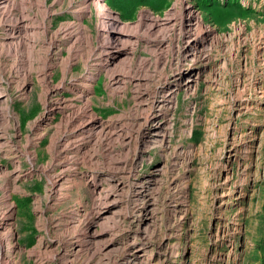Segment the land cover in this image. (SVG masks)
<instances>
[{
    "label": "rangeland",
    "instance_id": "obj_1",
    "mask_svg": "<svg viewBox=\"0 0 264 264\" xmlns=\"http://www.w3.org/2000/svg\"><path fill=\"white\" fill-rule=\"evenodd\" d=\"M84 1L58 4L49 29L74 20L71 6ZM103 1L126 24L129 49L111 70H99L89 59L91 47L103 40L92 5L82 18L87 39L67 67L64 59H51V66L43 67L46 54L40 32L31 36L37 40L34 55L27 46L15 55L0 52L1 163L9 170L3 178L9 179L8 202L13 207L10 253L15 264H264V95L258 82L264 58L254 56L252 49L257 31L264 30V0ZM188 3L201 19L202 34L186 45L208 50L204 65L192 54H182L187 35L163 29V47H157L154 35L139 26L144 13H182ZM34 13L41 17L40 10ZM240 27L249 38V53L236 55ZM68 55L60 51L61 58ZM22 58L27 61L24 69L18 67ZM244 64L246 96L255 98L246 111L234 101V80ZM176 65H195L199 72H190L189 79L195 80L188 87L183 79L180 88H166L165 93L175 87L176 98L167 107L163 135L143 139L130 121L149 103V93H139L151 91ZM112 74L120 82L113 83ZM79 75L94 76L88 95L94 116L105 123H123L131 131L130 141L103 133L90 140L76 134L66 146L83 142L84 149L68 150L58 158L55 154L65 147L54 148L53 140L71 129L61 124L60 111L46 113L47 89ZM135 77L143 79L138 87L131 82ZM60 95L73 99L68 89ZM241 132L248 135L245 147L251 145L250 151L245 156L230 154ZM6 141L18 150L15 161L8 157L12 150ZM29 141H37L31 158L24 153ZM61 160L67 162L66 178L59 193H52L48 177L57 172ZM95 174L103 178L100 193L89 183ZM89 233L95 237L90 239Z\"/></svg>",
    "mask_w": 264,
    "mask_h": 264
},
{
    "label": "bare ground",
    "instance_id": "obj_2",
    "mask_svg": "<svg viewBox=\"0 0 264 264\" xmlns=\"http://www.w3.org/2000/svg\"><path fill=\"white\" fill-rule=\"evenodd\" d=\"M63 1L64 0H52V2L48 3L47 0H0V52H3L4 55H15L19 51H21V49L25 52L23 48L27 46L30 48L28 51L31 53V55H34L35 54L34 49H35V45H37V40L33 39L31 36L33 35L34 37L35 34L40 32L44 36L43 45L45 47V54H46L43 67L47 68L51 64L49 63L51 59L54 61L57 59H64L65 67H67V65H70L71 60L73 59L72 56L75 54V51L76 54H78V51L81 48L80 46L83 40L87 39V31L85 25L83 24L82 18L86 15L85 13L87 11L91 10V5H92L98 16V24H97L98 34L103 40L102 42L99 43V45L91 47L90 53L92 55L89 59L93 60V64H96L99 70L113 69L116 62L123 57V54H125L127 50H129L128 46L126 48L125 45L126 24L121 23L118 20V18L111 13V10L107 7V5L103 0H91V1L85 0L79 5L71 6L72 11L75 13L74 20H69L66 23L62 22L63 24H61L56 30L52 31L49 29L51 15L54 14L53 11L55 10L56 6L58 4L63 3ZM71 2L72 1H70V3ZM35 10H40L42 12L40 18H37L36 13H34ZM140 25L141 26L143 25L148 33L154 35L152 41L155 43L157 47H163V29L166 28L172 29L173 31H179L181 35L182 34L185 36L187 35L186 36L187 39L185 40V44H184L185 47L182 50V54L184 55V57L188 56V54H192L191 57H193L201 65L202 64L204 65L207 62L206 61L207 59L209 61L210 53H208V50L204 51L201 48L193 50L191 46L186 45L188 44L189 41L191 42L194 39H196L200 35L202 30L201 19L197 15V13H195V10L192 8V6L189 3L184 7V11L182 13H178L175 9H172L169 12H167L164 17H158L152 14L144 13L142 14V18L139 21V26ZM256 36L257 37H255V40H257V43L253 44L254 45L252 48L253 55L256 57L263 56L264 58V30L260 29L259 31H257ZM248 44H249V38L247 37L246 33H244L243 29L240 27L239 36L237 37L235 43V49H234L235 54L238 55V53L239 52L242 53V51L248 52L249 50L247 49ZM54 48L56 49L53 52H49L51 49ZM63 49L67 50V53L69 54L66 58L60 57V51ZM29 57L30 56L28 55V58ZM239 60L240 59H238L237 61L239 62ZM60 61L62 62V60ZM20 62L21 63L18 65V67L23 69L26 68L25 67V62L27 63L26 59L22 58ZM246 67L245 64H244V69H242L241 66L239 67L234 80L235 104L237 105V107H239V109L245 111L253 108L254 105L253 100L255 99L246 96L245 91L247 89V86H249L248 85L249 83L247 82L245 83L244 78L241 77L242 75H244L243 72H245ZM258 67H260V69L262 70L260 74L261 80L258 82L261 83L260 86L261 89L259 88L260 89L259 92L261 93V96H263L264 95V85H263L264 60L259 63ZM198 69H199L198 66L195 65L194 66L191 65L184 69L183 67L176 65L175 69L172 71L170 75L165 74L160 76L159 79L160 82H158L152 88L151 91H148L147 93L145 92L139 93V97L148 95V93L150 96H149V103L145 106V110H143L142 113L140 112L139 114L134 115L130 119L132 125L137 124V128L135 130L138 129V131H136L138 132V135L139 134L142 135L143 139H145V137H150L151 139L163 135L164 123L166 121L165 116L167 113V107L171 106L170 104L172 103V99L174 98V96L176 98V95L173 94L175 87L171 88L169 90L170 92L165 93L166 88L170 87L171 84L178 88L184 82L183 79H187V82L183 84L187 87L190 86L191 81L195 80V79H189L190 77L189 75H191L190 72L195 70V72L197 73L199 72ZM23 71L28 72V69ZM47 75L48 73H45V77H47ZM85 77H83L82 75L73 76L68 80H61L57 84L53 85L54 86L53 88L47 89V93L50 94V97H48V99L45 100V107L47 108L46 113L53 114L56 111H60L62 113L61 124L65 125L66 127L69 126L71 129V132H69L70 134L62 133L63 132L62 131L53 140L52 145L54 148L57 147L58 145L65 147L62 150L57 151V153L55 154L56 157L58 158L60 155L67 153L68 150H74L76 152H80L82 151V149H84L85 144H83V142L82 144H79L76 143V141H73L69 144V146H66L68 142L67 140H69L71 137H73L76 134H86L88 140H90L91 138L94 137L95 133L96 134L103 133L104 135L108 136V138L110 139L118 137V138H122V140L125 142L128 141L131 136V131H127L123 123L119 122L117 125H116L117 122L105 123L104 121L98 119V117L94 116L88 99V95L90 93L89 86L91 85L90 82L92 81L94 76L91 75L89 77L87 76ZM119 78L120 77L114 74H112L111 76V80L115 84L120 82ZM142 80L143 79L141 77H135L132 78L131 82L138 87L139 84H141ZM24 85H25L24 81H22L21 88L23 89L22 90L23 92H24ZM63 89L71 90L73 92V99H68L60 95ZM2 91L0 88V95L2 94ZM256 93L257 91L254 92L255 94L254 97H258V94ZM38 124L39 122L35 123V125ZM42 134L43 132H41L39 136H41ZM245 134H246L245 132H241L240 138L238 137L232 141L229 147L230 154L232 153L235 155L237 152L244 153L250 151V149L248 148L251 145L245 147L246 138L248 137V135ZM159 140L161 139L159 138ZM6 142L9 143L8 150L9 151L12 150L15 144H11L12 142L10 143L8 141ZM36 143L37 141L36 142L29 141L27 143V148L29 149L26 151L23 150L26 156H28L29 158H31V154H32L31 148L35 146ZM243 145L245 147L244 148L245 151L241 150ZM110 148L111 147H109V149ZM17 152H18L17 149L10 151V153L12 154L9 153L10 155H8V157L10 158L11 162L15 161L16 158H19ZM2 155H4L3 148L0 146V264H15L10 253L11 246L13 244L12 243L13 207L12 204L8 202L9 182L7 180L9 179L6 180L5 179L6 177L3 178L5 173H7L9 170L6 171L7 169L3 168V165L1 163ZM243 155L245 156L247 154L244 153ZM56 164L58 165L57 172L51 174L48 177V184H49L48 188L52 193L54 192L59 193L62 186V182L66 178L65 167L67 162L61 160L58 161ZM102 179L103 178L100 174L91 175L89 177V183L92 185L93 190L99 193L103 188V187L102 188L98 187V184L99 183L101 184ZM109 195L110 194L105 193L104 197L107 198L109 197ZM89 235L88 236L90 237V239L95 237V233H89Z\"/></svg>",
    "mask_w": 264,
    "mask_h": 264
}]
</instances>
